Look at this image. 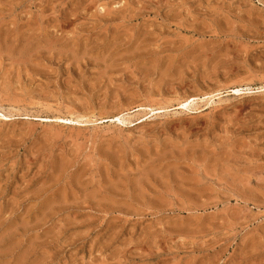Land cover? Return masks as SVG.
Masks as SVG:
<instances>
[{"label": "rangeland", "instance_id": "obj_1", "mask_svg": "<svg viewBox=\"0 0 264 264\" xmlns=\"http://www.w3.org/2000/svg\"><path fill=\"white\" fill-rule=\"evenodd\" d=\"M0 264H264V0H0Z\"/></svg>", "mask_w": 264, "mask_h": 264}, {"label": "bare ground", "instance_id": "obj_2", "mask_svg": "<svg viewBox=\"0 0 264 264\" xmlns=\"http://www.w3.org/2000/svg\"><path fill=\"white\" fill-rule=\"evenodd\" d=\"M242 90L241 89H237V90H235L234 91V93L235 94H239L240 92H241ZM193 101V100H192ZM190 103V102H189ZM188 104V102L187 103H184V104H181V107L182 108H187V105ZM1 116H3V115H1ZM8 118V117H7ZM41 121H44V122H48V121H57V122H59V123H63V124H69V120L68 119H41ZM74 121V120H73ZM112 122H115V123H118V124H123V123H125L126 121L122 118V117H117V118H114L113 120H111ZM128 122V121H127ZM143 122V121H142ZM142 122H140V123H142ZM71 123V122H70ZM79 123V122H78ZM140 123H138V124H140ZM126 124V123H125ZM129 124H130V122H129Z\"/></svg>", "mask_w": 264, "mask_h": 264}]
</instances>
